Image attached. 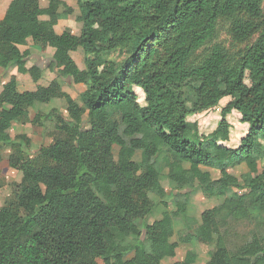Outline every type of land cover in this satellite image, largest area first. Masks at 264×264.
Masks as SVG:
<instances>
[{
    "label": "trees",
    "instance_id": "16d2710c",
    "mask_svg": "<svg viewBox=\"0 0 264 264\" xmlns=\"http://www.w3.org/2000/svg\"><path fill=\"white\" fill-rule=\"evenodd\" d=\"M75 1L78 35L54 30L73 13L61 0L3 1L0 68L10 72L0 92V161L6 146L8 165L21 180L14 203L0 208V264H161L175 257L178 243L212 247L206 264H264L262 0ZM223 18L236 42L257 34L255 40L235 64L217 45L192 64ZM28 42L38 51L53 50L56 79L46 86L39 83L42 70L27 67ZM123 49L129 58L109 59ZM75 53L83 54V69ZM17 75L29 76L35 89L20 91ZM58 79L84 87L82 106ZM187 87L193 89L190 106ZM134 88L142 91L143 105ZM224 98L230 101L223 118L235 111L248 126L237 148L223 144L230 134L225 119L206 135L189 121ZM34 106L37 112L28 119ZM17 122L53 123L56 136L31 155L27 135H11ZM242 164L248 174L240 180L228 169ZM204 167L217 170L219 179L213 181ZM162 169L178 189L171 202L161 200ZM194 184L205 196L229 197L203 211L193 229L189 192L180 191ZM149 194L160 200L159 214ZM155 214L160 218L148 225ZM226 216L258 224L235 254L219 231ZM178 221L182 228L175 232ZM197 257L190 249L173 264H195Z\"/></svg>",
    "mask_w": 264,
    "mask_h": 264
},
{
    "label": "rangeland",
    "instance_id": "374dc122",
    "mask_svg": "<svg viewBox=\"0 0 264 264\" xmlns=\"http://www.w3.org/2000/svg\"><path fill=\"white\" fill-rule=\"evenodd\" d=\"M67 3L69 7L72 8L73 13L68 17L59 22L57 27L55 28L56 33L60 34L63 31H68L73 35H78L81 24L76 22V16L78 14L76 2L75 0H63ZM0 8H4L3 0H0ZM262 8H264V0H262ZM230 25L231 22L228 19H219L216 28V36L215 38L206 44L203 48L198 50L192 57L191 63L197 64L201 61L204 55L208 52L210 48L217 45L221 47L226 55L227 61L229 64H235L238 59V53L242 50V48L251 42H253L257 36V34H252L246 41L239 43L236 42L232 35L230 34ZM31 42L27 46L30 51V56L27 59V67H31L33 65L38 66L42 70V78L39 81L40 85L46 86L50 81L56 79L55 73L52 71V55L53 50L47 48L44 52L38 51L31 48ZM27 47H22V51ZM73 58L80 69L84 68L83 65V54L75 53L72 54ZM131 55L129 54L127 49L118 50L112 53L109 56V59H112L116 62H122L123 60L129 58ZM10 71H5L3 69L0 70V91L2 90L3 85L7 82ZM17 80L19 81V90L20 91H29L34 90L36 85L31 83L29 76L27 75H17ZM59 80V79H58ZM60 84L65 92H67L79 105L82 106V101L80 98L81 93L84 91V87L82 85H74L71 86L70 80L63 79L59 80ZM185 98L187 103L191 104L193 89L185 88ZM134 92L138 96V102L143 105L144 104V96L140 89L134 88ZM230 98L222 99L218 106L206 110L197 114L192 115L189 118V121L195 124L196 129L200 135H206L213 132L219 122L222 119L230 125V134L227 142L223 144L229 148H237L239 142L242 137L245 136L248 126L242 124L240 122V115L235 111H232L226 114L223 118L221 112L224 107L228 104ZM60 106V103H57ZM36 106L30 108L27 113L28 119L34 117L37 112ZM65 116V113H63ZM88 116L87 113L83 116V122L85 123L84 128H88ZM26 134L30 140L29 151L32 154H36L41 146H48L52 143L53 138L56 136V132L54 129L53 123L45 122L43 126H37L32 124H26L25 126H21L20 122L14 123L12 125L11 135L16 136L20 134ZM10 155V149L8 147H4L1 153V161H0V208L9 205L10 203H14V190L17 184L20 183L21 175L19 172L11 169L8 165V157ZM203 171H207L211 179L213 181L219 179L220 174L217 170L202 168ZM228 172L242 180L245 175L248 174V169L246 166L239 165L233 168L228 169ZM160 182L162 184L163 189L166 192V195L162 201L171 202V196L178 192L176 185L170 181L166 175L165 169H162L160 175ZM182 193L189 192V198L187 201V215L192 221V228H195V221L199 219L201 213L207 209H211L214 207L220 206L224 199L229 197L228 195L224 197H208L202 194L200 187L197 184H194L191 189H186L180 191ZM149 198L153 203L158 204L156 212H160L161 204H159V199L153 195L149 194ZM170 210H173V205L171 204L169 207ZM159 214V213H158ZM160 216L155 214L147 218L146 223L149 225L153 221L159 219ZM182 228L180 222H176L175 224V232L179 231ZM219 231L224 235L227 250L231 254L237 253L247 242L250 241L253 234L258 232V224L256 220H235L231 217H225L222 220L219 219ZM172 241L177 242V237L174 236ZM194 249L198 254L195 264H206L209 260V255L211 251H213L212 247L209 246H199L195 244H181L178 243V248L175 251V257L171 259H164L161 264H173L174 262L182 261L184 259L185 253Z\"/></svg>",
    "mask_w": 264,
    "mask_h": 264
},
{
    "label": "crops",
    "instance_id": "0c3cea01",
    "mask_svg": "<svg viewBox=\"0 0 264 264\" xmlns=\"http://www.w3.org/2000/svg\"><path fill=\"white\" fill-rule=\"evenodd\" d=\"M4 1V0H3ZM63 3H65L66 5H67V3L66 2H64L63 0H61ZM76 2V1H75ZM68 6V5H67ZM5 11H6V6L4 5V8H0V20L3 18V16H4V14H5ZM41 19H45V18H41ZM63 19H60L59 21H58V24H59V22L60 21H62ZM57 24V25H58ZM57 25L54 27V30H55V28L57 27ZM55 32H56V30H55ZM61 34V33H60ZM30 44V42H28V45ZM0 70H1V68H0ZM1 92V91H0Z\"/></svg>",
    "mask_w": 264,
    "mask_h": 264
}]
</instances>
